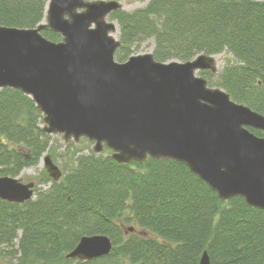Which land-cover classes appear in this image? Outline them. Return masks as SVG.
<instances>
[{"label":"trees","instance_id":"16d2710c","mask_svg":"<svg viewBox=\"0 0 264 264\" xmlns=\"http://www.w3.org/2000/svg\"><path fill=\"white\" fill-rule=\"evenodd\" d=\"M48 1L0 0V25L35 28ZM136 1L146 5L110 16L119 30L118 62L149 40L159 62L224 54L221 70L200 75L264 115V0ZM43 35L62 40L51 30ZM45 127L31 97L0 90V177H19L44 155L62 161L59 181L39 172L32 199L0 200V264H200L204 252L210 264H264V210L242 197L222 200L174 160L122 164L108 148L84 152L73 142L60 153ZM100 235L112 242L109 255L66 257L83 237Z\"/></svg>","mask_w":264,"mask_h":264},{"label":"water","instance_id":"95a60500","mask_svg":"<svg viewBox=\"0 0 264 264\" xmlns=\"http://www.w3.org/2000/svg\"><path fill=\"white\" fill-rule=\"evenodd\" d=\"M117 0H49L35 28L0 25V90L31 97L44 116L45 132L66 141L86 138L122 164L174 160L185 164L224 200L242 197L264 210V115L210 87L200 71L217 73L214 56L187 62L155 60L153 53L118 62L121 42L110 20ZM51 30L60 42L47 39ZM48 175L62 171L50 156ZM34 182L0 177V200L24 203ZM106 236H85L66 257L89 261L112 251ZM200 264H210L207 252Z\"/></svg>","mask_w":264,"mask_h":264},{"label":"rangeland","instance_id":"374dc122","mask_svg":"<svg viewBox=\"0 0 264 264\" xmlns=\"http://www.w3.org/2000/svg\"><path fill=\"white\" fill-rule=\"evenodd\" d=\"M117 1H119L122 4V8L126 11H133L135 9L144 7L146 5V2H140V1H136V0H117ZM113 36L118 39L119 30L117 32H115L113 34ZM153 48H154V41L149 40V41L143 43L142 45H140L136 50H134V53L132 54V56L144 55L147 53H151L153 51ZM214 58H215V62H216L217 72H218L219 70H221L225 66L227 57L224 54H219V55H214ZM115 59H116V57H115ZM198 75L201 76L200 72L198 73ZM54 139H55L54 141L60 146V153L66 151L68 142H73V145L76 148H82V149H84V152H87L89 147H91V149L93 150L94 145H95L93 142L89 141L86 138H82L79 141H73V140L65 141L63 135H61V134H57V135L55 134ZM72 150H73V148L71 147L70 151H72ZM102 152H104V150ZM56 164L60 168H62V161H59ZM43 168H44V165L42 162L38 165V167L26 168L23 170V172L21 173L19 178L25 183L30 182V181L37 182L36 178L38 177L39 172ZM3 264H6V263H3Z\"/></svg>","mask_w":264,"mask_h":264}]
</instances>
